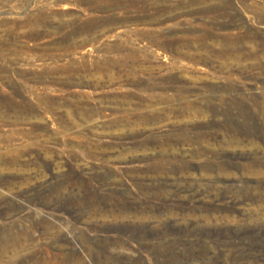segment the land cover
Returning a JSON list of instances; mask_svg holds the SVG:
<instances>
[{
    "label": "rangeland",
    "instance_id": "374dc122",
    "mask_svg": "<svg viewBox=\"0 0 264 264\" xmlns=\"http://www.w3.org/2000/svg\"><path fill=\"white\" fill-rule=\"evenodd\" d=\"M95 1L0 0V264H264V0Z\"/></svg>",
    "mask_w": 264,
    "mask_h": 264
},
{
    "label": "bare ground",
    "instance_id": "6f19581e",
    "mask_svg": "<svg viewBox=\"0 0 264 264\" xmlns=\"http://www.w3.org/2000/svg\"><path fill=\"white\" fill-rule=\"evenodd\" d=\"M81 1V0H80ZM87 3H89V4H92L93 5V2H96L95 0H85ZM100 1V0H99ZM112 1V0H111ZM127 1V0H126ZM130 1V0H129ZM131 1H134L135 2V0H131ZM138 1V0H137ZM79 2V1H78ZM102 2V1H101ZM107 2V1H106ZM109 2V1H108ZM139 2H140V0H139ZM114 3H116V2H114ZM131 3V2H130ZM83 4V3H82ZM102 4V3H101ZM120 4V3H119ZM98 5V4H97ZM104 5V4H103ZM102 5V7L101 8H99V9H101V12H102V10H105V9H107V7H108V4H105L104 6ZM88 6V5H87ZM98 7V6H97ZM113 7H115V6H113ZM93 9V8H92ZM155 10V9H154ZM104 12V11H103ZM153 14V13H152ZM29 18V17H28ZM28 18H27V20H28ZM31 19V18H30ZM29 19V20H30ZM37 20H38V18H36ZM106 19V18H105ZM44 20V19H43ZM114 20V19H113ZM41 20H40V18H39V22H40ZM35 22H37V21H35ZM38 22V23H39ZM43 22V21H42ZM109 22V21H108ZM105 24L107 23V21H105L104 22ZM103 23V24H104ZM40 24H41V22H40ZM50 24V23H49ZM93 24V23H92ZM108 24V23H107ZM22 25V23L20 24V25H18V26H21ZM25 25V24H24ZM89 25V24H88ZM94 25H96V24H94ZM41 26V25H40ZM90 26V25H89ZM97 26V25H96ZM99 26H101V25H99ZM109 26V25H108ZM22 27V26H21ZM82 27V26H81ZM92 27V26H91ZM16 28H18V27H16ZM83 29V28H82ZM13 30V29H12ZM9 31H11V29L9 30ZM81 31V30H80ZM84 31V30H83ZM87 30H85V32H86ZM152 33V32H151ZM156 33V32H155ZM9 34V33H8ZM22 34V33H21ZM12 35V34H11ZM10 35V36H11ZM13 35H15L14 33H13ZM38 35V34H37ZM40 35V34H39ZM149 35H152V34H149ZM148 35V36H149ZM17 36V35H16ZM136 36V35H135ZM142 36V35H141ZM15 37V36H14ZM20 37V36H19ZM22 38H25V39H29V38H31V39H33L34 37H35V35L34 34H26V35H23V36H21ZM155 37H156V35H155ZM21 38V39H22ZM149 38V37H148ZM15 39V38H14ZM18 39V38H17ZM153 41V40H152ZM158 41V40H157ZM160 42V41H159ZM153 43H154V41H153ZM152 44V43H151ZM191 44V43H190ZM197 44V43H196ZM156 45V44H155ZM159 45H161V44H159ZM162 46V45H161ZM167 46V45H166ZM117 47V46H116ZM68 48V47H67ZM179 54V53H178ZM128 56V55H127ZM124 57V56H123ZM131 57V56H130ZM125 58V57H124ZM116 61V60H115ZM131 61H132V59H131ZM134 61V60H133ZM119 63H120V61H118ZM131 63V62H130ZM127 64V63H126ZM133 64V63H132ZM131 64V65H132ZM122 65V64H121ZM124 65V64H123ZM134 67V66H133ZM62 68V67H61ZM67 69V68H66ZM109 69V68H108ZM62 70V69H61ZM133 71V70H132ZM130 72H131V70H130ZM134 72V71H133ZM133 76V75H132ZM97 83V82H96ZM174 100V99H173ZM119 122V121H118Z\"/></svg>",
    "mask_w": 264,
    "mask_h": 264
}]
</instances>
